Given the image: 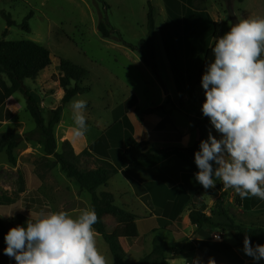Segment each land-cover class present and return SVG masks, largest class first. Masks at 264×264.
Wrapping results in <instances>:
<instances>
[{
    "label": "rangeland",
    "instance_id": "rangeland-1",
    "mask_svg": "<svg viewBox=\"0 0 264 264\" xmlns=\"http://www.w3.org/2000/svg\"><path fill=\"white\" fill-rule=\"evenodd\" d=\"M151 2L157 28V38H154L159 67L157 73L145 65L141 53L132 51L113 38H103L99 30L101 20L107 19L127 43L142 46L141 42L148 38L147 0H103V3L99 0H0V41L4 39L3 33L8 30L5 40H31L43 45L52 54V65L41 72L37 79L25 81L31 95L44 111L46 121L49 119V111L58 108L64 97V94H61L63 89L56 81L59 75L58 59L70 60L89 71L84 85L90 86L92 92L75 97L87 100L85 116L89 130L85 136L75 137L72 111L70 103L67 104L61 122L54 129L59 153L67 149L64 146L65 142L70 144L75 155L88 149L114 123L117 116L120 117L126 112L125 103L133 108L129 113L134 124L138 128L145 127L142 141L150 143L153 149L160 150V155L161 142L166 141L165 134L179 132L178 129L182 132H192L196 125L195 120L205 119L201 116V106L205 99L204 90L197 94L194 67H188L187 70L185 68L184 71L183 88L188 89L191 96L190 104H183L185 103L183 94L179 93L178 89L176 93L173 88L175 84L172 77L175 76L168 62L160 33V27L164 26L163 23L168 18L165 2L164 0ZM105 4L110 8L107 9ZM250 5H247L248 9L255 8L254 4L251 7ZM236 6L239 4L235 0L223 3L218 0H194L191 4L183 3L182 17L185 20L182 24V34L184 32L187 36V41L192 37L191 32L198 27L195 60L199 52L204 53V48H207L213 36L205 24H193L188 15L189 10L207 12L211 16L217 10L232 26L234 19L238 22L231 12ZM30 13L31 32L27 33L21 24ZM6 15L12 17L16 22L15 26H8ZM143 49L146 50L145 47ZM201 60L203 59L200 58L199 62ZM161 105L166 106L170 116L166 114V119L159 124L161 126L152 129L157 115H153L147 124L149 118L144 115V111ZM35 129L36 123L26 109L23 95L15 94L14 99L13 97L9 99L0 110V134L15 133L22 136L14 151L15 165L9 161L6 149L0 152V196L11 199L10 206L2 208L0 216L10 227L21 225L20 217L27 221L42 209L64 210L72 215H78L82 209L91 207V196L82 190L74 179L68 178L59 165L54 164L55 158L46 155L44 146L36 137L28 138ZM110 154L113 158L119 157V152L115 150H111ZM97 163L96 158L88 157L81 168L93 169ZM174 172L176 174L173 175V179L177 183L175 187H169L162 182L149 183L150 207L137 197L132 186L122 176H115L107 188L101 187L98 190V193L103 191L112 193L116 198V205L120 208L125 209L123 202H128V209L125 210L142 218L137 220L132 229L138 242L127 241V227L119 225L111 217L105 220L107 232L118 237L128 252L127 263H135L145 256L150 244L149 239L155 230H159L156 234L165 240L171 242L179 240V233L175 232L176 221L180 218L178 222L183 220L185 223L193 204L211 217L213 225L202 227L210 231L225 232L224 228H219L220 225L230 223L247 227L264 224V219L261 222L249 220L248 214L242 209L243 199L232 189L225 190L221 181L214 188L207 190L202 188V193L191 194L189 193L191 185L188 186L186 180L184 185L179 173ZM208 190L211 194H207ZM164 218L168 222L162 224L160 220ZM163 229L168 232L162 231ZM96 240L108 264H114L107 243L99 234ZM135 244L137 247L131 250L129 245ZM173 264H180V261Z\"/></svg>",
    "mask_w": 264,
    "mask_h": 264
},
{
    "label": "trees",
    "instance_id": "trees-1",
    "mask_svg": "<svg viewBox=\"0 0 264 264\" xmlns=\"http://www.w3.org/2000/svg\"><path fill=\"white\" fill-rule=\"evenodd\" d=\"M99 1L103 3V0ZM193 1L194 0H164L168 18L165 25L161 28V35L175 76L174 79L177 89L181 94L184 93L183 84L185 82V63L181 53L183 47L182 5L183 3L191 4ZM218 1L227 2L229 0ZM235 1L242 3L245 0ZM147 5L148 38L141 42L146 50H144L142 46L127 43L107 19L101 20L99 30L103 38H113L132 51L141 53L145 65L154 73H157L159 67L154 47L156 20L151 0H147ZM105 7L107 9L110 8L107 4H105ZM31 16L32 13H30L21 24L22 29L27 33L31 32L29 26ZM5 17L9 27L16 25V22L12 20L10 15H6ZM213 29V39L216 41V39L220 37V25L214 23ZM7 35L8 30L3 33L4 39L0 41V110L15 94L21 93L23 95L26 102V109L36 123L35 131L30 133L28 138L36 137L44 146L46 155L55 158L54 164L59 165L62 172L68 178L74 179L81 189L91 196V207L95 208L99 217L98 223L94 225L96 233L99 234L109 246L114 264H128L126 262V253L120 240L118 237L107 232L105 219L111 217L119 225L127 227L126 238L133 242L137 240V237L132 229L140 217L128 210L118 207L116 205V198L112 193L108 191L98 193V190L101 187H108L110 180L118 175L120 167L128 168L130 166H137L152 168L170 157L180 158L189 164L194 172H197L198 169L194 162V153L199 150L200 141L202 139H207L209 119L205 117L204 120H195L199 136L193 145L189 147H167L161 150L160 156H152L151 151L154 149L151 147L150 143L145 141L137 142L134 139V127L127 115L128 111H126L122 116H117L114 123L105 133L81 154L75 155L68 142L64 143L67 149H65L63 153H59L57 151L54 129L56 125L61 122L64 107L69 104L73 98L92 92L90 86L84 85V81L89 76V71L70 60L64 58L58 59L59 75L56 81L59 82L60 87L63 89L64 97L58 108L49 111V119L46 121L44 111L41 109L37 100L31 95L30 90L25 85V81L37 79L41 72L50 67L53 63L52 54L46 47L31 40L7 41L5 40ZM214 44L208 48L204 54V59L197 76L198 87L202 88L201 77L204 73L206 64L214 59L211 51ZM158 112H164L167 116H170V112L165 105L149 108L144 111V115L149 116ZM160 126L161 125H159V127ZM164 136L168 141H180L183 138L180 132L173 134L167 133ZM21 139L22 136L15 133L0 134V152L6 149L8 159L14 165L16 164L14 151L18 147ZM111 150L119 152L120 167L110 161ZM88 157L96 158L98 163L95 168H81ZM219 183L220 180H216V184ZM133 186L142 202L149 206L150 197L145 188L138 183H133ZM207 194H211V191L207 192ZM10 204V198L0 196V212L2 208L10 206ZM256 211L264 213V201L256 207ZM20 218L21 225L26 226L25 218ZM189 219L193 225L199 228L205 225H213L211 217L205 215L204 210L196 208L194 204L190 210ZM160 221L164 223L162 219ZM10 228L12 227L8 226L0 216V264H16L14 258H10L4 254V249L7 246L4 236ZM219 228H224V231H231L234 233L242 245L245 235L249 236L253 246L256 244L264 245V224H254L247 227L230 223L229 225H220ZM153 233L152 252L132 264H171L168 253L173 252L177 254L178 243L165 241L159 234H156V232ZM223 245L226 249H231L230 245L225 243ZM262 260L264 261V259Z\"/></svg>",
    "mask_w": 264,
    "mask_h": 264
},
{
    "label": "clouds",
    "instance_id": "clouds-1",
    "mask_svg": "<svg viewBox=\"0 0 264 264\" xmlns=\"http://www.w3.org/2000/svg\"><path fill=\"white\" fill-rule=\"evenodd\" d=\"M201 77L204 102L201 112L219 138L209 130L194 153L195 180L205 190L220 180L241 199L264 200V17L240 19L216 39ZM74 135L88 132L86 99L70 102ZM215 165V166H214ZM94 207L78 215L41 210L4 236V254L16 264H108L97 246ZM243 252L258 262L264 245H252L248 235ZM193 264H200L194 260ZM208 264H216L209 259Z\"/></svg>",
    "mask_w": 264,
    "mask_h": 264
},
{
    "label": "crops",
    "instance_id": "crops-1",
    "mask_svg": "<svg viewBox=\"0 0 264 264\" xmlns=\"http://www.w3.org/2000/svg\"><path fill=\"white\" fill-rule=\"evenodd\" d=\"M237 2V1H236ZM251 2V3H250ZM223 3V2H220ZM239 6H236L235 10L231 11L232 14L236 17V19L239 21L240 19L244 18H249V17H264V0H245L244 2L240 3L237 2ZM248 4H254L255 8L251 9L247 8ZM228 13V11H227ZM226 13V14H227ZM188 15L190 16L191 21L193 24L200 23V24H205L206 29L210 28V35L213 36V25L214 23H218L220 25V36H223L226 32L230 30L231 25L227 22V19H224L217 10H215V13L211 16L207 12H194L189 10ZM185 18L183 17V22ZM167 19L164 21V25L166 23ZM161 29V27H160ZM198 27L194 29L191 32V38L189 41H187V36H185L184 32L182 34L183 36V42H184V37H185V42L183 44L181 53L183 55V60L185 63V68L187 70L188 67H194L195 74H196V81H195V86L197 89V94H200L203 89H200L197 86V75L199 73L201 62H199V59H204V54L208 48H210L214 43L215 40L211 38V41L209 42L207 48H204V53H200L197 56V59L195 60V55H196V44L198 40ZM161 33V30H160ZM162 37V36H161ZM157 38V28L155 29V39ZM201 51V49H200ZM202 52V51H201ZM168 59V58H167ZM169 62V59H168ZM201 63V64H200ZM170 64V62H169ZM173 82H174V90L176 93L177 91V85L175 82L174 77H172ZM188 77H186V82H187ZM61 94H64V91L62 90ZM184 96V102L183 104L188 105L191 102V96L188 93V89L184 90V93H182ZM172 95V94H171ZM11 99V98H10ZM14 99V96H13ZM42 102H44L42 100ZM127 103H125V111H128L127 115L130 119V121L133 124L134 127V139L137 142H142L143 139V131H145V127H137L134 122L132 121L130 117L131 111H133V108L129 106ZM162 106V105H161ZM17 108V106H15ZM153 115H157L156 121L152 124L151 128L154 129L156 126H158L161 122H163L166 119V113L164 112H158ZM153 115L147 116V124L149 123L150 118ZM202 119L205 118L203 114L201 113ZM196 124V123H195ZM209 130L212 131V134L219 138V133L215 131L214 128H212L210 121H209V126L207 129V136ZM180 133H182L183 138L180 141H168V140H163L161 142L162 147L161 150L167 148V147H189L193 145L199 136L198 130L196 125H194V129L192 132H182L181 130L178 129ZM206 136V138H207ZM110 161L115 164L116 166H119L120 163V157L116 156V158H113L112 155H110ZM120 167V166H119ZM163 168V170L161 169ZM129 169V172H128ZM174 171L178 172L180 175V179L184 181L185 185V180L187 181V185H191V189L189 190V193H202V186L198 184L195 180V173L192 169V167L181 160L178 157H170L160 164H158L155 167L152 168H145V167H137V166H130L128 168H123L120 167L119 173L117 176H122V178L132 186L134 189L135 194L137 195L138 198V193L136 189L133 186V183H138L142 187L145 188L147 194L150 197V205L151 206V196L149 194V183L151 182H162L169 187H175L177 185L176 181L173 179V175L176 174ZM207 192V191H206ZM204 192V193H206ZM141 200V198H140ZM142 201V200H141ZM264 200H260L259 198L256 197H251V198H246L243 199L242 203V209L248 214L247 218L249 220H254V222H261L264 219V213H259L256 211V207L263 202ZM144 203V202H143ZM145 204V203H144ZM128 202L124 201L123 202V207L125 209H128L127 206ZM146 205V204H145ZM147 206V205H146ZM157 210H160L157 208ZM157 210L154 212L157 213ZM189 214L190 211H188V217L184 223L182 220L180 223L178 222L180 218L177 219L176 225L177 227L175 228V232L179 233V240H174L173 243H178L177 249L178 253L175 254L173 252L168 253V257L171 260V264L175 263L176 261H180V264H193L194 260H199L200 264H208L209 259H214L216 261V264H257L256 261L252 259V257H249L244 254L243 252V245L239 241V239L233 235L229 231H210L207 228H199L196 225H193L189 219ZM246 218V219H247ZM142 219V218H140ZM139 219V220H140ZM106 220V219H105ZM165 222H168L165 218L162 219ZM162 223V224H164ZM163 227V226H161ZM164 228V227H163ZM186 228V229H185ZM159 230H155L157 232ZM162 231H167L166 229H163ZM154 232V231H153ZM168 232V231H167ZM171 233V232H170ZM229 233V234H228ZM220 234L223 237V241H217L214 238V235ZM153 236L151 235L149 239V247L146 249V254L145 256L149 255L153 249ZM163 240H165L163 238ZM128 241V240H127ZM168 242H171L169 240H165ZM138 242V240H137ZM129 243V242H128ZM228 244L231 246V249H226L223 244ZM122 245V244H121ZM123 247V245H122ZM137 247V244L135 245H129V248L131 250L135 249ZM125 253H126V258L128 256V252L126 249L123 247ZM110 250V249H109ZM143 250V249H141ZM111 253V252H110ZM112 255V254H111ZM143 256V258L145 257ZM113 257V256H112ZM142 259V258H140ZM114 260V259H113ZM138 261V260H137ZM136 261V262H137ZM134 263V262H133ZM132 264V263H128ZM258 264H264L263 260H260Z\"/></svg>",
    "mask_w": 264,
    "mask_h": 264
},
{
    "label": "water",
    "instance_id": "water-1",
    "mask_svg": "<svg viewBox=\"0 0 264 264\" xmlns=\"http://www.w3.org/2000/svg\"><path fill=\"white\" fill-rule=\"evenodd\" d=\"M236 23H238V22L234 19V24H236ZM151 155L152 156H158V155H160V150H158V149L152 150L151 151Z\"/></svg>",
    "mask_w": 264,
    "mask_h": 264
},
{
    "label": "built area",
    "instance_id": "built-area-1",
    "mask_svg": "<svg viewBox=\"0 0 264 264\" xmlns=\"http://www.w3.org/2000/svg\"><path fill=\"white\" fill-rule=\"evenodd\" d=\"M214 238H215V240H217V241H220V242L223 241L222 236H221L220 234H216V235H214Z\"/></svg>",
    "mask_w": 264,
    "mask_h": 264
}]
</instances>
